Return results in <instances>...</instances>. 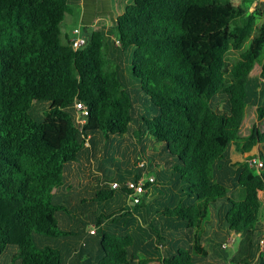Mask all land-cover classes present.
Here are the masks:
<instances>
[{
	"label": "trees",
	"instance_id": "obj_1",
	"mask_svg": "<svg viewBox=\"0 0 264 264\" xmlns=\"http://www.w3.org/2000/svg\"><path fill=\"white\" fill-rule=\"evenodd\" d=\"M131 1L109 33L99 23L74 51L60 24L77 0H0V256L14 248L11 264H209L203 239L215 220L238 239L235 264H264V131L239 136L251 75L264 79V2ZM75 100L89 110L81 133ZM131 132L160 151L154 184L166 192L112 213L84 209L95 226L86 239L85 222L75 231L66 223L74 209L65 204V169L85 138L105 145ZM232 147L242 162H231ZM145 166L105 175L91 200H125L124 182ZM68 236L80 248L66 257L38 245Z\"/></svg>",
	"mask_w": 264,
	"mask_h": 264
},
{
	"label": "rangeland",
	"instance_id": "obj_2",
	"mask_svg": "<svg viewBox=\"0 0 264 264\" xmlns=\"http://www.w3.org/2000/svg\"><path fill=\"white\" fill-rule=\"evenodd\" d=\"M239 1L240 0H231V2L236 5L239 3ZM258 1L264 2V0ZM114 3L115 0H113V4ZM72 8L73 9L71 14L67 15L64 21L60 24L62 34L66 33L69 36H71L72 30L77 26L78 9L76 10L74 6ZM114 12L118 15L116 9H114ZM96 28H98V26ZM65 36L67 35H63V39H65ZM109 38H111V40H115L113 35L109 36ZM235 58L236 53L230 52L226 56V61L227 63H230ZM251 84H254L256 88L253 93L250 94L248 105L245 107L244 110V117L239 129V136L241 137L248 135L252 127H255L261 132L264 131V118L258 121L256 117V108L264 103V83L261 82L257 71H254L251 75ZM212 103L214 107L218 109L225 108V104L222 101L218 100V98L213 100ZM95 141L93 143L96 146L94 152V155L96 157L95 159L91 160L92 162L90 161V159H88L87 163L90 164V170H92V166H101V171H105L106 175L111 179H121L122 177H127L126 169L134 171L137 169L136 165L140 162H144L146 165L145 176L147 173V175H152L156 177L158 173L163 170V166H160L158 168L152 167L154 162L162 164V161L160 160V157L162 156L159 154L160 151L158 150L154 141L150 140L146 136H142L138 140L131 132L123 137L110 139L109 141L105 142V145L98 140ZM98 142L101 144H97ZM88 144H90L89 140ZM98 149L101 150V154L100 152H97ZM153 155H155V160H153ZM238 155L239 154L232 149L231 157L233 163L238 162L237 160L240 159ZM81 185H83L82 181L76 182L74 185L70 184L72 188L74 187L73 190L75 191ZM97 187L99 188L100 186L96 185V188ZM72 188H67L68 191H64L65 193L68 192V195L66 197L68 201L65 202V204L68 205L67 207L69 211L74 209L71 212L72 214L76 215L72 216L71 214L66 216V223L70 225L69 227L72 231L76 230V228H74V226L72 225L73 223L75 224L77 221H82L86 223V227L84 228L85 230L87 228L91 229L94 227L91 226L94 225V223L86 218L87 215L85 214L84 209L93 211L95 212V214L98 215L101 213L102 210L106 211V213H112L119 206L123 205V203L125 204V206L128 205L124 201V199L118 195L115 196L114 199L106 203L101 204V202H94L91 200L94 197L93 192L87 191L84 194L83 192L76 194V192L73 191ZM93 188H95V185H93ZM80 198H84L85 202L83 204H80ZM152 198L153 197H151L150 199ZM262 201L264 203V195L262 196ZM90 216L93 215L91 214ZM63 221L64 220H62V223ZM212 224L213 227H206L207 232L203 239V246L207 252V259L209 260V264H235L233 261V256L237 248L238 239L234 237V242L232 243L231 247L223 248L222 245L225 243V239L229 237V234L227 235L224 230H221L220 226L218 225V222H216L215 220H213ZM38 245L41 247H51L54 249L58 248L62 255L66 257L69 254H74L73 248H80V241L78 242L77 239L73 236H68L63 239L54 237H43L38 239ZM260 248L262 251H264V245H261ZM88 251H91L89 247ZM14 253V248H10L8 251L3 253L0 256V264H11L10 259ZM13 263L17 264L16 261H14Z\"/></svg>",
	"mask_w": 264,
	"mask_h": 264
},
{
	"label": "crops",
	"instance_id": "obj_3",
	"mask_svg": "<svg viewBox=\"0 0 264 264\" xmlns=\"http://www.w3.org/2000/svg\"><path fill=\"white\" fill-rule=\"evenodd\" d=\"M122 0H115V3L113 4V0H77V4L74 6L76 10L78 9V16H77V26L75 28H80L81 33L83 32H91L96 29L99 23L103 24L104 26V31H110L111 27L113 26L115 22V18L122 12V9L125 5L131 4V0H124V4L119 6V3ZM73 9V8H72ZM71 9V10H72ZM114 9L118 12V15L114 12ZM72 12V11H71ZM112 23V24H110ZM74 28V29H75ZM73 29V30H74ZM73 30L71 32V36L68 34H63L67 35L68 40H70L73 37ZM96 137V138H95ZM92 138H95V140H98L101 142V137L100 136H93ZM88 146H85L86 150L83 152L81 155L80 159H78L76 162L71 163L68 165L65 169L64 177H65V186L62 188L64 191H68L67 188H72L70 186L74 185L76 182H83V185H81L79 188L75 190L74 187L72 188L73 191L76 192V194H79L80 192L83 194L87 191H92L93 189H98L96 188V185L100 186L102 183H104L103 177L106 175V172L101 171V166L100 167H95L92 166V170H90V164L87 163V160L90 159H95V144L91 143ZM96 143V141H95ZM101 144V143H97ZM233 147L230 149V160L233 163L232 157H231V151ZM234 150V149H233ZM235 151V150H234ZM98 153L101 150L98 149ZM236 152V151H235ZM237 153V152H236ZM239 154V153H238ZM239 160L238 162H242L243 159L241 155L239 154ZM86 161V163H85ZM92 162V161H91ZM139 164V163H138ZM138 164L136 167L138 168ZM146 167V166H145ZM129 171V170H127ZM133 174L138 173V170L132 171ZM145 173H143V176ZM93 185H95V188H93ZM154 186V187H152ZM152 186L147 187V192L144 195L143 199L144 200H155L161 196H164L162 192H166L165 188H161L158 184H153ZM68 193V192H66ZM153 197L152 199H150ZM128 205L124 206L128 209L129 206H133L131 202L125 198L124 200ZM79 223V222H78ZM75 224L73 223L72 226ZM94 226V225H91ZM95 227V226H94ZM88 228L85 230L83 229L84 236L88 233ZM206 235V234H205ZM204 235V237H205ZM88 237L86 236V239ZM91 241V240H90Z\"/></svg>",
	"mask_w": 264,
	"mask_h": 264
},
{
	"label": "built area",
	"instance_id": "obj_4",
	"mask_svg": "<svg viewBox=\"0 0 264 264\" xmlns=\"http://www.w3.org/2000/svg\"><path fill=\"white\" fill-rule=\"evenodd\" d=\"M86 43L85 37L82 35L80 28H75L73 30V37L69 40V44L74 51L80 50ZM115 44L118 42L115 40ZM264 83V79L261 80ZM89 115L88 108L80 101L75 100L73 103V124L74 127L81 133L82 127L86 123L87 117ZM84 146H88L89 137L85 138ZM250 166H253L256 169H260L263 167V164L258 159H252L248 161ZM144 162H140L138 164V168L144 167ZM155 183V178L152 175L146 176L142 175L137 180H127L124 182V188L127 190L126 198L131 202L132 205L139 204L142 197L147 192V187L152 186ZM120 184L117 182L111 183L112 189H118ZM95 231V227L88 230L90 234H93ZM234 235H229L228 238L225 239V243L222 245L223 248L231 247L234 242ZM264 245V238L260 241V246ZM261 250V248H260ZM262 251V250H261ZM264 252V251H263Z\"/></svg>",
	"mask_w": 264,
	"mask_h": 264
}]
</instances>
